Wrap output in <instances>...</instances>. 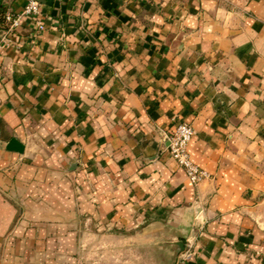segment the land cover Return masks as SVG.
Returning <instances> with one entry per match:
<instances>
[{
	"label": "crops",
	"instance_id": "obj_1",
	"mask_svg": "<svg viewBox=\"0 0 264 264\" xmlns=\"http://www.w3.org/2000/svg\"><path fill=\"white\" fill-rule=\"evenodd\" d=\"M27 1L0 0V21ZM40 17L0 51V264H79L85 231L264 264V0H41ZM181 122L197 185L166 149Z\"/></svg>",
	"mask_w": 264,
	"mask_h": 264
},
{
	"label": "rangeland",
	"instance_id": "obj_2",
	"mask_svg": "<svg viewBox=\"0 0 264 264\" xmlns=\"http://www.w3.org/2000/svg\"><path fill=\"white\" fill-rule=\"evenodd\" d=\"M173 248L135 232H84L79 264H173Z\"/></svg>",
	"mask_w": 264,
	"mask_h": 264
},
{
	"label": "built area",
	"instance_id": "obj_3",
	"mask_svg": "<svg viewBox=\"0 0 264 264\" xmlns=\"http://www.w3.org/2000/svg\"><path fill=\"white\" fill-rule=\"evenodd\" d=\"M40 15L41 0H28L21 13L4 12L0 21V51L4 46L13 44V36L21 26L24 16H31L35 19V30L38 34L45 32L47 26ZM194 133V128L190 124L181 122L175 132L165 135V142L171 159L184 170L191 183L197 185L210 179L211 175L195 164L191 158L188 147ZM191 256V252L185 255L186 258Z\"/></svg>",
	"mask_w": 264,
	"mask_h": 264
},
{
	"label": "water",
	"instance_id": "obj_4",
	"mask_svg": "<svg viewBox=\"0 0 264 264\" xmlns=\"http://www.w3.org/2000/svg\"><path fill=\"white\" fill-rule=\"evenodd\" d=\"M8 150L23 154L25 146L17 139H13L8 145ZM177 246L180 247L182 252L185 250V244L183 242L177 243Z\"/></svg>",
	"mask_w": 264,
	"mask_h": 264
}]
</instances>
